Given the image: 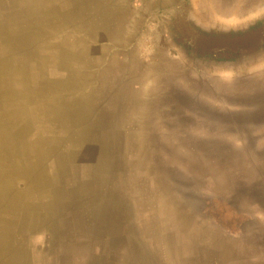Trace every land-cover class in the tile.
Returning a JSON list of instances; mask_svg holds the SVG:
<instances>
[{"label":"rangeland","instance_id":"rangeland-1","mask_svg":"<svg viewBox=\"0 0 264 264\" xmlns=\"http://www.w3.org/2000/svg\"><path fill=\"white\" fill-rule=\"evenodd\" d=\"M154 14L156 74L127 77L111 138L64 140L95 164L77 173L95 215L67 214L57 242L74 264H264V0H156Z\"/></svg>","mask_w":264,"mask_h":264},{"label":"crops","instance_id":"crops-1","mask_svg":"<svg viewBox=\"0 0 264 264\" xmlns=\"http://www.w3.org/2000/svg\"><path fill=\"white\" fill-rule=\"evenodd\" d=\"M155 1L0 0V264L18 255V264H74L56 236L67 214L95 215L77 174L95 164L65 153L64 140L110 139L115 100L126 105L136 81L127 77L156 74L142 55L159 34ZM68 172L78 179L73 190ZM38 206L42 214L32 215Z\"/></svg>","mask_w":264,"mask_h":264},{"label":"water","instance_id":"water-1","mask_svg":"<svg viewBox=\"0 0 264 264\" xmlns=\"http://www.w3.org/2000/svg\"><path fill=\"white\" fill-rule=\"evenodd\" d=\"M259 33V31H257L256 33L254 32V33H252L250 36H256L257 34ZM246 39H247V37H246ZM245 39V40H246ZM237 40H239V42H237V43H243L245 40H243L242 38H238ZM252 49H244V51H242L243 53H247V52H250Z\"/></svg>","mask_w":264,"mask_h":264},{"label":"bare ground","instance_id":"bare-ground-1","mask_svg":"<svg viewBox=\"0 0 264 264\" xmlns=\"http://www.w3.org/2000/svg\"><path fill=\"white\" fill-rule=\"evenodd\" d=\"M72 95H73V94H72ZM41 154H42V153H41ZM57 172H58V171H57ZM10 181H11V180H10ZM18 256H19V255H18ZM18 256H17V261H16V262H17V264H18V261H19V260H18Z\"/></svg>","mask_w":264,"mask_h":264},{"label":"trees","instance_id":"trees-1","mask_svg":"<svg viewBox=\"0 0 264 264\" xmlns=\"http://www.w3.org/2000/svg\"><path fill=\"white\" fill-rule=\"evenodd\" d=\"M220 60H223V59L220 58Z\"/></svg>","mask_w":264,"mask_h":264},{"label":"built area","instance_id":"built-area-1","mask_svg":"<svg viewBox=\"0 0 264 264\" xmlns=\"http://www.w3.org/2000/svg\"><path fill=\"white\" fill-rule=\"evenodd\" d=\"M135 1H138V0H135Z\"/></svg>","mask_w":264,"mask_h":264}]
</instances>
